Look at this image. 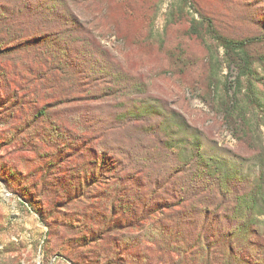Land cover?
<instances>
[{"label":"rangeland","instance_id":"obj_1","mask_svg":"<svg viewBox=\"0 0 264 264\" xmlns=\"http://www.w3.org/2000/svg\"><path fill=\"white\" fill-rule=\"evenodd\" d=\"M39 8L45 18L59 17L57 41L47 37L52 24L32 10ZM70 16L145 85L131 87L124 75L113 84L91 77L79 81L85 92L79 104L40 115L70 88L66 60L77 58L70 50L83 56L78 41L84 32L63 22ZM20 23L39 27L50 47L59 44L62 71L55 86L38 88L36 98L22 97L0 71V105L16 100L21 108L0 112V264H264V0H0V42L6 43L0 51L18 42L9 40L20 34ZM209 29L246 41L250 64ZM14 54L11 64L30 63ZM8 56L14 57L0 54V70ZM78 60L87 66L85 58ZM91 94L99 100H89ZM75 154H81L76 161ZM128 180H137L132 194L141 202L159 200L161 206L204 196L207 181L244 203L227 214L221 205L207 216L186 205L177 228L158 216L142 239L164 246L146 259L144 253L124 258L127 241H115L104 262L97 249L104 220L75 209L85 201L106 209ZM79 183L95 190L92 199L76 198ZM129 220L127 213L123 221ZM228 234L232 256L219 239ZM205 237L212 241L208 249Z\"/></svg>","mask_w":264,"mask_h":264},{"label":"trees","instance_id":"obj_2","mask_svg":"<svg viewBox=\"0 0 264 264\" xmlns=\"http://www.w3.org/2000/svg\"><path fill=\"white\" fill-rule=\"evenodd\" d=\"M63 2L66 3L65 1ZM32 10H34L35 13L40 16L38 18H40L41 20L42 18H44L43 23L52 24L46 32L48 33L47 37H49L51 41H57L56 34L60 33V31L62 30L59 27V29L56 30L59 17L45 18L42 14L39 13L40 8ZM11 12L12 14L10 15L12 16L14 9H11ZM69 19H71L70 23H68ZM69 19H64L63 21L65 23V28H68L70 26L72 28H76L77 31L81 30L84 32V36L78 41L84 47L83 56L82 54L78 55L79 52H77L75 49L70 50L74 55L77 56V58L67 56L70 61L66 60L68 71L71 72L72 77L70 79V88L67 92H65L63 96L59 95V99H61V101L58 104L47 105L38 110L40 115H46V112H53L57 108H61L64 106L70 107L71 105L73 106L75 104H79L78 102L81 100L82 95L85 94L84 90L81 89L79 81L89 79L91 77H96L94 78L95 80L108 81L109 83L113 84V82L118 79L115 78V76L124 75L126 76V81L131 82V87H135L137 89L144 87V83H142L141 81L136 82V80L131 75L122 71L120 64L115 60V57H113L100 44V40L93 34V32L82 28L79 25V22L75 20L74 16H70ZM39 29V27L32 29L27 25L20 23V34H16L15 38H10L9 40L13 41L14 39H16L18 40V42L12 45L7 44L6 48L0 51V54L3 55H14L13 58L8 56V58L1 59V61L5 63V67L3 66L4 70L0 71L5 72V76H8L10 78L11 83L21 91V95L24 98H29L30 95H33V97L36 98L38 88L42 85H49V82H51L55 86L58 82V74L62 71L61 67H58L59 60L57 58V50L60 48L58 47L59 44H55L50 47L45 41V38L39 36L41 35L39 33ZM209 31L211 33V36L216 41H218V43L227 51L241 52L244 62L246 63V61H248L249 63V60H251V58L246 52V41L221 37L215 31L211 29H209ZM31 32L34 33L33 36H31ZM0 45H6V43L0 42ZM17 51H19V53L25 54V56L28 57L30 61L28 65L16 66L14 64H11V61H13L17 57V55L14 54ZM82 57L87 61V66H82V63L78 60L82 59ZM8 62L10 63L7 65L6 63ZM245 67L246 65H243L242 69H245ZM124 76L119 78L124 80ZM11 83L7 82L5 87L9 89V85ZM49 89L54 90L52 85L49 86ZM95 91L96 92L94 93L99 92L98 89H96ZM14 96L17 98L16 94H14ZM91 97H93L89 99L91 101L99 100V98H95L94 96H92V94ZM2 100L3 104L0 105V112H18L19 109H21L17 108L15 103L16 100L11 103H9V100L8 102L5 99ZM75 157L76 161L78 157H81V154H75ZM69 164L72 166L73 170L77 172V174L84 173V171L79 168V165L77 166V164L72 163ZM55 169L56 171H59L61 173L63 171L62 166H55ZM175 179V182H181V178L177 177ZM134 181L137 180H128L124 182L125 184L123 183V188L121 190H118L117 192L118 198L115 199V202L109 203V205L106 204V209H103V205L101 207H96V202L92 201L80 202L82 205H80L79 208L75 209L80 211L92 210L95 215H99V217L104 220V239H102V244L100 245V247L97 248H100V250L103 252L104 262L110 261L108 260V254H113V251L110 252L108 248L112 246L115 241H127L126 245L124 244V258L134 257L132 256L133 253H137V255L144 253V255H146V257L144 258L146 259L148 258V255H151L154 247L159 248L161 246H164L156 240L146 241L142 239L143 231L146 228L147 224L150 225L152 221H154L158 216L163 217L165 221L175 223L173 226L177 228L179 227V224L181 222L180 220L186 218L184 211V207H186V205L188 208H191V210H193V213L195 215L207 216L213 212H217L218 208L221 205L223 206V212L227 214L236 202L244 203L243 200L242 202L237 201V199L240 197H236L235 201H233V198L230 196L228 190H224V188L222 189L220 185H213L210 181H207L203 183L205 187L204 193L201 191L196 193L197 195H199V193H203L204 196L199 197L198 199H196L194 196L191 198L190 196H184V204H166L165 206H161L162 202H160L159 200L151 202V200L146 199L145 202H141L140 197H138L136 194H132L131 186ZM74 189V195H77L78 190L80 191V194L76 196V198L80 197V199H92L96 193L95 190L83 188L82 186H80V183ZM175 195L176 193L172 194V197L176 198ZM255 197L256 196L252 197V203L255 202ZM244 198H246V196ZM80 199L79 201H81ZM200 206L201 208H199ZM127 213L131 216V220L124 223L123 219ZM252 233L255 234L257 232ZM229 237L230 236L228 234L224 236V238L219 239L221 240L220 242H224V247H227L229 255L232 256V246L228 239ZM211 243L212 241L209 242L206 237L203 238V246H205V248L208 249ZM223 251L226 252V248L223 249ZM225 255L226 253H222V251L221 253H219V256ZM110 263L118 264L119 262L117 263L110 261ZM227 263L229 264V262Z\"/></svg>","mask_w":264,"mask_h":264}]
</instances>
